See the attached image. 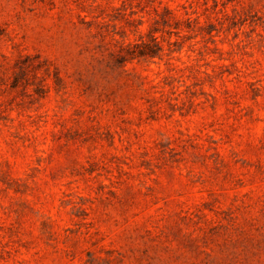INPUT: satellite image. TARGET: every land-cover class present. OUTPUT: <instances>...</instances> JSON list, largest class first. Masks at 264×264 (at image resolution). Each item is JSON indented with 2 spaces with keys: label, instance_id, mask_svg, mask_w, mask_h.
<instances>
[{
  "label": "rangeland",
  "instance_id": "rangeland-1",
  "mask_svg": "<svg viewBox=\"0 0 264 264\" xmlns=\"http://www.w3.org/2000/svg\"><path fill=\"white\" fill-rule=\"evenodd\" d=\"M0 264H264V0H0Z\"/></svg>",
  "mask_w": 264,
  "mask_h": 264
}]
</instances>
